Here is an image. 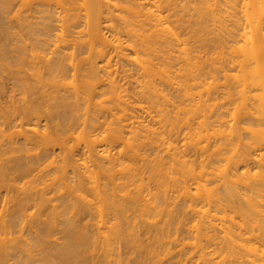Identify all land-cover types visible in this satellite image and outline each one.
Instances as JSON below:
<instances>
[{"label":"bare ground","instance_id":"1","mask_svg":"<svg viewBox=\"0 0 264 264\" xmlns=\"http://www.w3.org/2000/svg\"><path fill=\"white\" fill-rule=\"evenodd\" d=\"M15 67L0 264H264V0H0Z\"/></svg>","mask_w":264,"mask_h":264},{"label":"rangeland","instance_id":"2","mask_svg":"<svg viewBox=\"0 0 264 264\" xmlns=\"http://www.w3.org/2000/svg\"><path fill=\"white\" fill-rule=\"evenodd\" d=\"M6 21H9V20H8V19H7V20L5 19V23H7ZM50 49H51V48H50ZM84 51H85V50H84ZM18 68H19V67H18ZM14 69H15V70H14ZM14 69H13L14 72L12 71L14 74H13L12 72H8V71H6V72L4 71L3 73L0 72V82H1L0 85H1V86H5V88L3 87V89L6 90V91H3V93L0 94V96H1V97H0V103H1V104L3 103L2 105L0 104V105H1L0 108H3V107L5 108V107H7V106L10 104V103H9V102H10V99H11L10 96H13L12 99L15 98V99L17 100V101H16L15 99H13V100H15V101L17 102L16 104H17L18 106H20L19 104H21V103H19V100L21 99V98H20V97H21V96H20V95H21V90L18 89L19 87L17 86L18 83H16V81H15L14 83L12 82V81H14V79H12V78H13V77H16V76L18 77V75H19V74H17L18 72H17L16 67H15ZM15 72H16V73H15ZM1 74H2V76H1ZM3 74H4V75H3ZM5 74H6V76H5ZM12 74H13V76H12ZM16 74H17V75H16ZM9 75H10V76H9ZM23 76L25 77L26 75H23ZM221 76H222V75H220V77H221ZM3 78H4V79H3ZM6 81H8V83H7ZM2 83H4V84H2ZM5 83H7L8 85L5 84ZM11 85H12V86H11ZM13 86H14V87H13ZM6 87H7V88H6ZM8 87H9V88H8ZM15 87H16V88H15ZM17 87H18V88H17ZM10 88H12V89H10ZM4 92H5V93H4ZM9 92H10V93H9ZM2 94H3V95H2ZM4 94H5V95H4ZM8 95H9V96H8ZM7 96H8V97H7ZM14 96H15V97H14ZM5 103H6V104H5ZM4 105H7V106H4ZM45 109L47 110L46 107H45ZM45 109H44V110H45ZM46 110L43 111L44 113L40 114L39 119H38V118H33V117H32V118L35 119L36 121L33 120L32 118L30 119L31 121L28 120L29 118H27V119H26V118H25V119H22V118H21V119L18 120L17 123H18V124H20V123L22 124V123H23L24 126H26V128H28L29 125L38 122L39 125L41 124V125L39 126L40 129H41L42 126H43V129H44L45 127H46V128H47V127L50 128V127H51V122L48 121V120H50V119H49V116H47V112H46ZM47 111H48V110H47ZM42 115H43V116H42ZM44 115H45V116H44ZM46 116H47V117H46ZM38 120L40 121V123H39ZM26 122H28V124H27ZM49 122H50V123H49ZM25 123H26L28 126L25 125ZM47 124H48V125H47ZM49 124H50V125H49ZM42 131H43V130H42ZM28 135L30 136L31 134L29 133ZM31 136H33V135H31ZM66 136H68V135H66ZM66 136H62V137H66ZM75 136H76V134H75ZM0 140H1V139H0ZM21 141H22V140H21ZM1 142H2V140H1ZM1 142H0V143H1ZM69 142L74 143L72 139H71ZM71 143H69V145H72ZM59 148H60V147H55V148H53V149H54V156L57 157V160H58V162L55 163L54 166H55V165H60V164H61V161H60V160H61L62 157H63V156L61 155L62 152H61V150H60ZM151 155H153V154L151 153ZM51 168H53V166H51V167H47L46 170H49V169H51ZM50 172H51V173L54 172L53 169H52V171L50 170L49 173H50ZM37 174H38V177L41 176L40 173H39V171H37V172L35 171V172L33 173L34 176L36 175L35 177H37ZM47 174H48V173H47ZM47 174H44V175H46V176H43V177L41 178V179H42V180H41L42 182H43V181H45V182L47 181L46 183H49L48 180H49L50 178H49L48 175H50V177H51L52 175H54V173H53V174H48V175H47ZM14 176H15V175H14ZM14 176H13V177H14ZM13 177H11V178H13ZM28 178H29V177H28ZM28 178H26V179H24V180H20V181H19V182H20V183H19L20 186H22L23 182L27 183L26 181L29 182V181L31 180V176H30L29 179H28ZM47 178H48V179H47ZM27 179H28V180H27ZM16 181H17V180H16ZM10 182H11V183L13 182V183L16 184L15 181H12V180H11ZM17 182H18V181H17ZM11 183H10V184H11ZM19 184H18V186H19ZM13 185H14V184H13ZM16 185H17V184H16ZM11 186H12V185H11ZM9 190H11V188H10ZM9 190H7V191H9ZM7 191L4 190V188H2V189L0 190V196H1V198H2V199L0 198V201L3 200V201L0 203V204H1V205H0V222L2 223V221H3V223H2L3 225H4L5 221L8 219L7 215H5V214H6L5 211H7V210H11V209H14V208H15V206H13V205H15V202H16V201H15V200H16V197L14 196V194L17 193V196H18V194H19V193H18L19 191L17 192V190H15L16 193L14 192V194L12 195L13 188H12V191H9V192H11V194H10L9 192H7ZM3 193H4V194H3ZM7 193H9V194H8V197H7ZM60 193H61V192H60ZM12 196H13V197H12ZM50 196H51V195H50ZM4 197H6V198H4ZM9 197H11V198H9ZM14 197H15V199H14ZM7 198H8V199H7ZM4 199H5V200H4ZM13 199H14L15 202H12ZM10 200H11V201H10ZM5 201H6V202H5ZM7 201H8L9 203H8ZM4 204H5V206H3ZM53 204H56V203L54 202ZM34 212H35V208H33V209L30 208L29 210H27V212L25 213L27 216H25V218H24L25 221H26V220H28V221H29V220H30V221L33 220V219L30 218L29 216H31L32 213L34 214ZM43 215H44V216H42L41 218H43L42 220L44 221V220L46 219V216H45V214H43ZM2 216H4L6 219H5L4 217L2 218ZM28 217H29V218H28ZM87 217H89V216H87ZM87 217H86L85 220L88 221L87 224H89V226H90V224L92 225V223H94V221H93L94 219L92 218V219H93V220H92L91 217H89V219H88ZM186 217H188V216H186ZM186 217H185V219H183V220H185V222L187 221V226H188V224L190 223V221H189V223H188V220H190V219H189L190 216L188 217V219H186ZM3 219H4V220H3ZM185 222H184V223H185ZM1 223H0V226H1L0 228H2ZM83 223H84V222H83ZM84 224H86V221H85ZM185 227H186V225H185ZM185 227H184V228H185ZM93 228H94V227H93ZM2 229H3V228H2ZM19 230H20V229H19ZM35 230H36V228L34 229V231H35ZM16 231H18V228H17ZM1 232H2V230H0V234H1ZM24 233H26V232H24ZM24 233L18 231V233H14L13 236H14V237L17 236L16 238H20V237H21L20 234H23L22 236L24 237ZM27 233H28V231H27ZM181 233H182V232H181ZM183 233H185V232H183ZM183 233H182V235H184ZM2 234H3V232H2ZM16 234H17V235H16ZM30 234H31V233H30ZM61 234H62L61 232L58 233V234H56V237H53L52 240H56L55 238L58 239L59 237H60V240H61V238H62V236H63V234H62V235H61ZM25 235H26V234H25ZM31 235H32L33 237H32ZM31 235H29V233H28V234L26 235V237H24V238H25V239H28V238L31 239V237H32V238H35V236H34L33 234H31ZM180 235H181V234H180ZM186 235L188 236L187 233H186ZM186 235H185V236H186ZM0 236H1V235H0ZM28 236H31V237H28ZM185 236H184V237H185ZM1 237H4V235L1 236ZM23 237H22V238H23ZM181 237H182V236H181ZM60 240L58 239L59 242H61ZM32 244H33V243H32ZM177 246H179V247H177ZM171 247H173V250H172L173 253H172V255H171L170 257H168V256L164 257V256H163L164 259H162V260H164V261H161V262L158 261L159 263H158L157 261H156V262L153 261V262H154L155 264H156V263H157V264H176L175 262L178 261L177 259H180L178 256L180 255L179 250H180L181 248H180V245H177V244H176V247H175V244H174V246L172 245ZM171 249H172V248H171ZM40 250H41V249H40ZM40 250H39V252H36V251H38V250H36L34 253H36V255H37V253H38V254H39V253L41 254V252H43L44 249H42L41 252H40ZM94 250H95V251H93V255L95 256V254H96V257H94V256H92V257H94L95 261H97V260H99V259L96 260V258H99V256L101 255V251H100V249H99L98 247H97V249L94 248ZM122 250H123V248H122ZM94 252H95V253H94ZM96 252H97V253H96ZM98 252H99V253H98ZM126 252H127V250H124L123 253H126ZM178 253H179V255L177 256ZM97 255H98V257H97ZM123 255H124V254H123ZM126 256H128L127 253H126V255H124V257H126ZM176 256H177V257H176ZM37 257H38V256H37ZM90 257H91V256H90ZM132 257H133V255L130 256V258H132ZM173 257H175V258H173ZM172 258H173V259H172ZM91 259H92V258H91ZM153 262H152V263H153ZM152 263H151V264H152ZM91 264H92V261H91Z\"/></svg>","mask_w":264,"mask_h":264}]
</instances>
